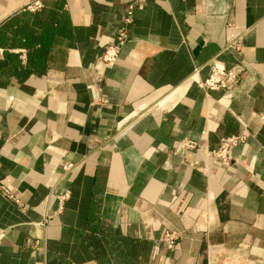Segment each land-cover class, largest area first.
I'll use <instances>...</instances> for the list:
<instances>
[{
	"label": "crops",
	"instance_id": "1",
	"mask_svg": "<svg viewBox=\"0 0 264 264\" xmlns=\"http://www.w3.org/2000/svg\"><path fill=\"white\" fill-rule=\"evenodd\" d=\"M35 1L0 0V264H264V0Z\"/></svg>",
	"mask_w": 264,
	"mask_h": 264
},
{
	"label": "built area",
	"instance_id": "2",
	"mask_svg": "<svg viewBox=\"0 0 264 264\" xmlns=\"http://www.w3.org/2000/svg\"><path fill=\"white\" fill-rule=\"evenodd\" d=\"M41 1H35L29 9L34 11L42 9ZM134 11V5L128 7V11L125 17V24L129 25L132 22ZM128 42V33L126 28L119 30L115 42L105 47L100 63L103 69L114 66L119 58L122 47ZM232 46H230L231 48ZM233 48V47H232ZM211 73L209 78L204 82H198V86L204 92H218V91H234L239 88L241 79L245 73V69L242 65H236L232 68H226L219 63L213 61L211 64ZM96 80L101 79V71L95 76ZM247 136L239 135L233 136L227 141L220 144V146L213 151L212 157L217 161L229 165L232 163V151L241 143H244ZM183 147L187 150H195L198 148V144L192 141H185ZM67 170V169H65ZM0 192L8 200L14 202L22 211H26L25 205L22 203L16 193L10 189L9 185L5 181L0 180ZM68 196L61 197L60 203L64 202ZM181 239V235L177 232H167L163 237V242L168 249H174L176 244Z\"/></svg>",
	"mask_w": 264,
	"mask_h": 264
}]
</instances>
